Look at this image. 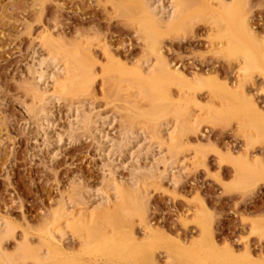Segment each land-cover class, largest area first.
Returning <instances> with one entry per match:
<instances>
[{
    "label": "rangeland",
    "instance_id": "obj_1",
    "mask_svg": "<svg viewBox=\"0 0 264 264\" xmlns=\"http://www.w3.org/2000/svg\"><path fill=\"white\" fill-rule=\"evenodd\" d=\"M119 1L0 0V222L5 223L0 229V243L7 256L14 264H35V259L47 247L41 231L48 225L58 224L54 218L63 213V207L99 213L109 205L108 210L115 211L116 203L121 201L117 190L102 193L107 174L120 189H130H127L130 179L135 182L131 189L136 187L133 191L142 198L144 215L134 214L130 204L123 213L131 227L126 222L127 225L117 224L121 216L117 214L119 221L113 218L114 226L98 220L92 226L62 236L61 242L73 261L144 264L141 242L145 240L147 223L158 233L177 237L184 245L201 249L211 246L208 241L201 242L207 239L203 227L208 225L219 253L227 249L240 253L247 245L254 257L264 256V132L259 133L261 129L249 125L241 128L239 119L243 116L238 117L235 108L227 110L226 117L212 113L226 124H219V120L211 122L209 107L218 108L221 104L223 107L224 102L208 86L198 90L190 84L195 75L205 77L209 73L217 82H226L232 88L240 84L239 92L252 97L264 113V62L263 72L252 69L243 73L241 55L220 52L227 36L219 31L218 22L211 19L220 18L223 9L219 0H185L187 16L184 14L170 30L158 29L154 34L153 44L161 48L164 60L183 72L182 76L165 78V81L158 77L161 69L152 48L149 50L147 41L138 32V19L122 15L128 11L127 6L135 3ZM115 2L119 7H115ZM161 2L170 3L169 0ZM121 5L127 9L125 12L118 9ZM230 5L237 18L229 22L231 30L239 34L238 23L248 22L255 35L251 48L262 57L264 0H236ZM135 11L129 9L131 13ZM65 50L72 51L71 55L79 56V60L94 68L95 77L88 91L79 95L54 89L51 84L44 85L34 74L40 59L49 53L63 58ZM59 58L57 68L62 70L61 79L71 76V72H65L64 58ZM144 60L154 68V77L144 83L154 86L155 92L142 82L134 84L132 80L122 79L128 76L136 80L129 70ZM36 89L42 94L54 93L58 98L52 105H43L48 114L47 123L41 111V116L36 114L41 109ZM166 94L173 100L184 98L189 117L193 119L188 128L175 129L177 139L173 151L166 144H161L160 149L156 138L157 124L169 125L172 115H159L158 120L147 118L153 105H161V98ZM195 98L199 106L194 104ZM36 107L40 109L34 110ZM159 107L161 110L163 106ZM188 112L181 117L183 121L188 119ZM152 118L156 120L153 122ZM71 122L74 129L70 127ZM228 150L234 157H241L242 164L252 163V169H245V176L237 174L234 164L225 159ZM146 156L147 161H161H156L159 165L155 177L142 169L146 163L142 159ZM164 166L173 167L175 186L169 182L172 174L168 175ZM106 195L112 197L108 200L110 204L107 201L103 204ZM95 203L101 207L94 208ZM115 233L120 238L119 244L114 242L100 252L84 251V243L92 245L104 235ZM169 244L158 241L154 245L160 264L167 262L164 249ZM220 259L221 264H232L230 255ZM171 262L187 263L176 259ZM201 264L215 263L207 260Z\"/></svg>",
    "mask_w": 264,
    "mask_h": 264
},
{
    "label": "bare ground",
    "instance_id": "obj_2",
    "mask_svg": "<svg viewBox=\"0 0 264 264\" xmlns=\"http://www.w3.org/2000/svg\"><path fill=\"white\" fill-rule=\"evenodd\" d=\"M115 1L116 2L118 1L120 3L119 0H115ZM130 1L132 3H135L136 8L133 9V7H135V6H132V5L129 4L130 6H127L128 11L126 12V14L124 13L122 15L123 16L125 15L127 17H134V18L138 19V21H139L138 29H140V31L138 30V32L142 33L143 36H141V37L143 39H145V42L147 41L149 50L152 48L151 50H153V52H154V54L156 56V61L155 62L160 67L159 69H161L158 72L159 73L158 77L161 76V78H164V80H165V78L166 79H168V78L171 79V77L182 76L183 72L181 70H179L178 68L170 67L168 65V63L164 60V57L162 56L161 48L157 47L158 44L154 45L153 43H155V38H154L155 35L154 34H155L156 30H158V29H169L170 30L171 28H173V26L179 20H182L184 14H185V9L187 8V7H185L186 6V4H185L186 2L184 3L185 0H169L170 3L168 2L169 3L168 5L162 4L161 0H130ZM225 1L226 0H219V3L222 5L221 8L223 9L222 12L220 13V18L219 17H216V19L215 18H211V19H214V22L215 21L218 22V24H219L218 26L220 27L219 31L224 33L223 36L224 35H225L224 37L227 36V38H226L227 41H226V43H223L221 45L220 52H224L223 54H229L231 56H233V55H239L240 56L241 55L242 59H243V63L241 65L240 69L243 71V73H248L252 69H258V70L262 71V69H263L262 65H263V62H264V54H263L264 51L262 52V55H261L262 57H259L258 54L251 48L250 44L253 42V40L255 38V35L253 34V31H252L250 25L247 24L248 22H246L244 20H241V22L238 23L237 30L239 31L238 32L239 34H236L235 32H233L231 30V24L229 22H232L233 20L235 21V19H237V18H235V16H234V12L235 11L232 12V9L230 8L232 6L230 4L233 3L236 0H229V2H228L229 4L227 2H225ZM239 1H242V0H238V2ZM116 2H115V4H117V5H115V7H117L119 5ZM121 3H122V1H121ZM126 5H128V4H126ZM122 7L118 8V9L120 11H122L124 9V12H125V10H127V9L124 8V6H122ZM129 9H130V11H135V10L136 11L131 13V12H129ZM212 17H213V15H212ZM217 18H219V19H217ZM128 19L129 18H127V20ZM182 22L184 23V21H182ZM219 22L221 23V25H220ZM136 23H138V22H136ZM177 25L180 26L179 24H177ZM220 35H222V34H220ZM223 36H220V37L223 38ZM50 45L53 46L54 43L53 44L50 43ZM54 46L57 48L60 45H58V46L54 45ZM61 48H62V46H61ZM62 50H63V48H62ZM70 53L72 54V51ZM70 53L65 50V52L63 53V58H64V62L63 63L67 65V68L65 67L66 68L65 72H68V73L71 72V74H72L71 76H66V77L63 76L64 78L61 79L62 76H60V74H61L62 70H58L57 66L60 64L59 61H58V58L60 56H62V55L57 56L58 57L57 58L56 55H54L53 53H51V55L49 53L48 57L45 56L46 57L45 59H40L38 61V63L36 64L37 68H36V71L34 72V74L36 73L37 80L39 82L43 83L44 85L51 84V86L52 85L54 86V89H64V92L74 96V95H77V94L79 95L80 93H84L85 91H88L92 80H94L95 75L93 74V71H92L94 68H92V66H90V64L89 65H88V63L85 64V62H83L82 60L78 59L79 56L78 57H77V55L73 56ZM63 58L60 57L59 59H63ZM87 58H88V55H87ZM90 61H92V60H90ZM59 67L61 68V66H59ZM129 71H130L129 73L132 74L135 78H137L140 82L139 81L137 82L136 81L137 79L135 80L134 78L130 79L128 76L127 77L126 76L122 77V79L123 78L124 79L127 78L126 79L127 81L128 80H132V82H134V84L142 82V84L144 85L145 84L144 82H148L149 83L148 80H150V79H152V77H154V75H153L154 74V68H152L151 64H148V62L145 61V60L143 62H141V63H138L136 66H134V68H131ZM63 72H64V69H63ZM126 72H127V70L125 71V73ZM155 76H157V75H155ZM160 80L162 81L163 79H160ZM151 83H152V81H151ZM190 84H192L191 85L192 89L193 88L194 89L203 88L204 86L206 88L209 87V89L212 90V92L216 96H218V97H220L222 99V103L224 102L223 103L224 104L223 107H222V104H221V107H218V108L212 107V106L209 107V110H210L209 111L210 112L209 118L213 116L212 118H210L211 122H216V121L219 120V122H218L219 124H222V125L226 124L225 123L226 121L224 123L223 122L221 123L220 119H218L219 117L215 118L216 115H214L212 113H218V115H220L221 117H226L225 116V112H227V110L229 112V110H232L233 108H235L234 111L237 112L236 114L239 115L238 117L243 116V118L239 119L241 121V123L239 122V124H240L239 126L241 128L249 125V126L255 127V128L259 129V130L261 129V131H259V133L264 132V113L258 109L257 104L254 102L252 97H247V95L245 93L241 94L239 92V88L241 87L240 84H238L237 87L235 86L236 88H232V86H230L226 82H223V83L217 82L215 77L212 76L211 73L205 75V77H199V76L195 75L194 82H192ZM138 85L141 86V84H138ZM146 86H147L146 88H151L150 90L152 92L154 91V89H153L154 86L153 87L150 86V85H146ZM188 87H190V86H188ZM37 90L38 89H36V91H34V92H36V94H37L36 96H38L37 97L38 98L37 101L39 100V103L41 104V109L39 107L37 109V107H36V108H34V110L37 109V111H38L40 109L39 112H36V114L38 115L40 113V111H41L42 114H43V115L42 114L41 115L44 116L43 117V119H44L43 121H45L47 123L48 122L47 121L48 120L47 119V115L48 114H46V110L44 109L45 107L43 105L44 104L46 105V103H49L50 105H52V104L55 103V101H57L58 98H57V95H55L54 93H52V94L49 93L47 95V92H46V94L45 93L42 94L41 91L39 92V90L38 91ZM150 90H148V92ZM158 91H160V90H158ZM55 92H57V91H55ZM148 92H146V93H148ZM67 94H65V95H67ZM152 94H151V97H152ZM158 95H160V94H158ZM147 97H149V96H147ZM183 99L180 98V99H177V100H173V99H171L169 94H166L163 98H161V102H163L161 104L163 106V107H161V110L159 109L160 108L159 106H161V105L156 103V104L153 105L151 113L149 112L150 114L148 113V115H147V118L149 116L150 118L153 117V118H156L157 120L159 119L158 118L159 115H164V116H167V115L171 116L172 115L173 119L171 120V123H169V125L167 123L166 125L157 124L158 127L156 126V128L158 130H156L157 131V133H156L157 137L156 136L155 137L158 138L157 142L160 141V143L158 145L159 148L161 147V144H166L167 145V149L173 151L174 144H175L174 140L177 139V137L175 136V129L178 127V128H180L182 130L186 126L188 128L189 127L188 124H192L193 123V119H190L189 112L187 111V108L185 107V104L187 102L184 103L185 99L184 100ZM158 100H160V99L158 98ZM153 101L155 103V98H153L152 102ZM193 102H194L195 105H198V106L200 105V103L197 101L196 98H195V100ZM236 107L239 108L238 111H237ZM201 108H203V107H201ZM71 111L74 112V108ZM185 112L186 113L188 112V119L186 118V120L183 121L181 119V117L183 116V114H185ZM233 112L230 111V113L232 115H235V112H234V114H233ZM45 115H46V117H45ZM150 115H152V116H150ZM84 117H83V119L86 118V117L85 118ZM153 118L151 120H153ZM160 118H161V116H160ZM156 119H154V120H156ZM226 119H230V117L226 118ZM154 120H153V122H154ZM73 125L74 124L71 122L70 123V127H73V129H74ZM90 127H91V125H90ZM248 128H250V127H248ZM99 139H100V137H99ZM123 148H124V146H123ZM159 156H160V154H159ZM159 156H158V158H160V160H161V157H159ZM225 159L228 162H231V163L234 164L235 171L239 175L240 174L243 175L245 173V169L249 170V168L252 169V167H253L252 163L249 162V161H246L244 164H242V162H241L242 158L241 157H234V155L231 152V150L227 151V155L225 156ZM142 160H144L146 162L145 166H143L142 169H144V171H146L147 174L149 173L150 177H155L156 176L155 172H157L156 170L158 169L156 166L159 165V164H157V162H161V161H157V160H156L157 162L155 160H152L153 162L147 161L148 160L147 156L144 157ZM139 169L140 168L137 167L135 171L138 172ZM108 171H110V170H108ZM164 171H166V173L168 175L172 174L171 175L172 177L170 176L171 178L169 179V182H171V185H174V184L176 185L177 181L175 182V180H174L175 176H173V174H174L173 167L166 166ZM248 172H250V171H248ZM162 175H159V176L162 177ZM243 176H245V174ZM128 185H129V187H127V189L128 188H130V189H128V190H126V188L125 189H123V188L120 189L121 187L119 188V185L115 182V180L112 178V176H108V174H107V178H105V180L103 181V189H102V193L103 194H107L108 191L117 190L116 193H118L120 198H121V201L116 203L117 206H116V210L115 211L108 210V206H109L108 204H110L109 203L110 201H108V200H109V198L112 199V197H110V195H106L107 197H105V198L107 200H104V203H103V201L101 202V200H103V198L100 200V202L103 203V204H106L105 202L107 201L108 202V204H107L108 206L104 210L102 209L103 211L100 210L102 212H99V213H97V211L96 212H90L89 209H87V210H84V209L70 210V209H68V207L67 208L63 207L62 208L63 213L61 212L60 215H58L56 218H54L55 221H59L58 224L56 226H53V227L49 226V225L48 226L46 225L47 227H45L44 230L42 229V231H41V233L43 232L42 233L43 234V238L41 236V239L43 240V242L47 243V247H46V249L44 251V254H41V255L39 254V256L35 259V264H63V263L64 264H82V263H79V262L77 263V261H76L77 259L75 261H73V259L70 257L71 255H69V253H66L65 248H64V246H63V244L61 242V237L62 236L67 235V233H69L70 231L72 233H74V232L76 233L78 231V229L84 228L86 226L89 227L94 222L95 223L98 222V220H102L105 224H109L107 226H110L111 223L114 226V223H116L119 220H120V222H118L117 224L120 223V226L123 223H125V222L127 224H129L131 222L129 220L128 221L124 220V219H126V217L124 216L125 214L123 212L124 211H128L127 209H128V206L130 204H132L134 214H138L139 217L143 216L144 215L143 213H144V210H145V206L143 204L144 202H143L142 198L138 195V193H135L133 191L136 187L134 189H131V188H133V186H135V182H133V180L130 179L129 182H128ZM136 186H137V184H136ZM131 191H133L135 193L134 196L132 195ZM137 191H139V190H137ZM102 193H100V194H102ZM112 194H114V193H112ZM120 198H119V200H120ZM129 200H130L131 203H129ZM95 204H94V208L97 209V208L101 207V206L98 207L99 204H96V205ZM117 214H118V216L121 215L119 220H118ZM122 214H123V216H122ZM113 218H114V220L116 219L115 220L116 222H112ZM141 218H143V217H141ZM203 221L202 222L200 221L198 223H203ZM51 223H53V222H51ZM126 223L124 225H127ZM4 225H5V223H1L0 222V229L3 228ZM124 225H123V228L126 227ZM146 225H147V229H146L147 233H146V236L144 238L145 240L143 242H141L142 248H143V254H144V259H143V263L144 264H160L158 262V259H157L158 255L155 252V246H154L158 241H163V242L165 241L167 243L170 242V244L164 249L165 250L164 253L166 255L165 257L167 258L166 259L167 262L165 264L173 263L171 261H173L174 259L180 260L181 262H187L185 264H191V263L201 264V263H203V262H205L207 260L212 261L215 264L216 263L221 264L222 261H221L220 258L222 257V259H223L225 255L226 256L230 255L232 264H264V256H263V254H262V256L260 258H258V256H257V258L254 257L253 256L254 254L252 255V253H251V251H250V249L248 248L247 245L244 248L243 252H240V253H236L232 249H227V250L223 249V250H225L224 253H222V252L219 253L220 250H218V247H217L218 244H216V241L213 238L211 229L207 227L208 225L207 226L205 225L206 226L205 227L204 224H203V226H204L203 227V232L205 233L204 236L206 235L207 239H205V238L201 239L202 243L208 241V243L211 245L207 249L205 247L204 248L202 247V249H201L200 246H198V248H200V249L196 248L197 246L196 247L195 246L194 247L193 246H186L177 237H170L168 235H165L162 232L158 233L159 231L156 230L154 227H152L150 224L147 223ZM128 226L131 227L130 224ZM111 230H109V232ZM115 234H113V235L111 234L110 236H108L107 234L103 236V234H101V236H103V238L101 240H103V241H101V240L97 241L96 240L97 242L93 243L92 245H91L90 242L84 243V245L86 244V246L84 247L85 248L84 251H86V253L90 254V253H95V251L96 252H100L106 246H111V245L113 246L115 243H116L115 245L119 244L118 241H120V238H119V236H117V233H115ZM104 243L108 244V245H105ZM208 243H205V244H208ZM216 251L218 252L219 256H217V252ZM74 259H75V257H74ZM0 264H14V263H12L11 259L7 256V254H6L5 250H4V248L2 247L1 243H0Z\"/></svg>",
    "mask_w": 264,
    "mask_h": 264
}]
</instances>
